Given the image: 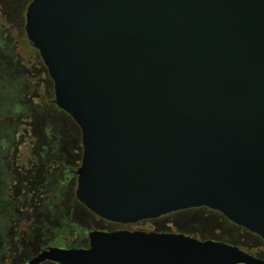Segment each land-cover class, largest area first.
Masks as SVG:
<instances>
[{"label":"water","instance_id":"water-1","mask_svg":"<svg viewBox=\"0 0 264 264\" xmlns=\"http://www.w3.org/2000/svg\"><path fill=\"white\" fill-rule=\"evenodd\" d=\"M25 32L76 123V199L132 224L207 207L264 241V0H31ZM27 264H264L174 233L93 231Z\"/></svg>","mask_w":264,"mask_h":264},{"label":"flooded vegetation","instance_id":"flooded-vegetation-1","mask_svg":"<svg viewBox=\"0 0 264 264\" xmlns=\"http://www.w3.org/2000/svg\"><path fill=\"white\" fill-rule=\"evenodd\" d=\"M22 28L27 39L25 23ZM5 46L0 33V64L12 58L6 56ZM22 68L18 60L8 62L6 70L0 69V264H27L51 247L88 248V236L93 231L183 234L199 241L223 243L264 261L261 237L207 207L160 216L166 219L162 225L156 223L159 218L123 224L92 213L75 197L76 171L82 157L81 135L75 123L78 134L61 135L65 145L62 151H53L51 157L37 151L22 152L16 146H11L12 152L9 144L18 143L21 137L29 143L44 141V104L38 94L44 91V64L39 76L34 77L29 74L24 78L26 70ZM21 108L26 113L20 112ZM1 116L7 120L2 122ZM19 129H23L24 136ZM36 132L41 135L35 136ZM44 167L45 171L51 169L57 179L51 189L44 187ZM187 213L194 215L189 219ZM39 264L58 263L45 260Z\"/></svg>","mask_w":264,"mask_h":264},{"label":"rangeland","instance_id":"rangeland-1","mask_svg":"<svg viewBox=\"0 0 264 264\" xmlns=\"http://www.w3.org/2000/svg\"><path fill=\"white\" fill-rule=\"evenodd\" d=\"M31 0H0V33L1 41L8 48L6 52L7 55H12L11 59H3L0 64V69H5L7 63L12 61L16 62L19 60V64L23 66L26 72L23 74L24 78L31 74L34 76H39L40 69L43 62L37 52L33 47H31L25 34L23 32V24L25 23V12L26 7ZM22 68V70H23ZM6 70V69H5ZM9 71V70H8ZM28 81L32 79L28 78ZM41 95V101L44 104V141L40 140L38 142H26L25 138L21 137L18 139V143H12L10 145V150L13 152L14 146L19 147V151H32L44 154L46 157H51L53 151H62L64 143L60 140L61 135L67 134L72 136L73 134H78V130L74 127L73 123L64 115L53 108H50L49 103L54 99L53 93V83L47 74L46 67L44 66V91L38 92ZM22 109V108H21ZM23 113H26L22 109ZM19 113V112H18ZM12 116H10L11 118ZM9 118V117H8ZM1 120L6 121V117L1 116ZM59 120H63L65 125H61ZM63 126V127H62ZM19 134L24 136L23 129L17 130ZM80 134V130H79ZM34 135H41V132H36ZM81 135V134H80ZM33 138L32 140H36ZM2 146V143H1ZM12 146V147H11ZM8 149V151H9ZM2 150V149H1ZM51 169L45 171L44 167V187L45 189H51V185L57 180ZM3 188V187H2ZM4 191V189H3ZM50 192V191H49ZM48 192V194H49ZM10 193L12 191L10 190ZM187 215L192 216L193 213H187ZM156 223L165 224V217H158ZM191 219V217L189 218Z\"/></svg>","mask_w":264,"mask_h":264},{"label":"trees","instance_id":"trees-1","mask_svg":"<svg viewBox=\"0 0 264 264\" xmlns=\"http://www.w3.org/2000/svg\"><path fill=\"white\" fill-rule=\"evenodd\" d=\"M50 108L55 109L56 111L62 113L64 115V117H67L72 123H75L70 116H68L65 112H62L60 109H58L55 104L53 103V100H51V102L49 103ZM76 124V123H75ZM74 125V124H73Z\"/></svg>","mask_w":264,"mask_h":264}]
</instances>
